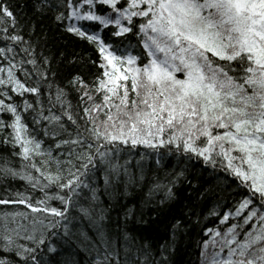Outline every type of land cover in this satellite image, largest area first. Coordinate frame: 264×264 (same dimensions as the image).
I'll use <instances>...</instances> for the list:
<instances>
[{
	"label": "snow or ice",
	"instance_id": "1",
	"mask_svg": "<svg viewBox=\"0 0 264 264\" xmlns=\"http://www.w3.org/2000/svg\"><path fill=\"white\" fill-rule=\"evenodd\" d=\"M28 7L32 16L0 0V144L11 149L0 154V179L42 195L0 198L27 209L0 212V264H52L49 255L79 264L77 250L92 255L90 264H172L180 220L159 260L148 243L110 226L121 187L126 195L145 179L139 162V176L129 160L120 163L122 146L168 149L228 173L245 195L219 223L235 222L207 229L201 264H264V0H31ZM48 16L94 46L101 70L94 79L59 80L42 47L40 21ZM82 22L110 29L108 40ZM133 40L138 55L127 50ZM157 190L175 199L160 182L149 195ZM123 215L131 219L135 207Z\"/></svg>",
	"mask_w": 264,
	"mask_h": 264
},
{
	"label": "trees",
	"instance_id": "2",
	"mask_svg": "<svg viewBox=\"0 0 264 264\" xmlns=\"http://www.w3.org/2000/svg\"><path fill=\"white\" fill-rule=\"evenodd\" d=\"M15 3L19 8L25 9L28 16H32V10L28 7L31 0H15ZM97 11L100 9L98 8ZM82 23L88 26L90 32H99L106 41L108 40L110 29H102V26L93 22ZM40 24L46 36V42L42 44L44 54L53 57L52 66L58 73L60 81L66 83V77L70 78L77 74L83 75L85 80L90 81L100 74L101 70L98 69L97 64L92 63V61L99 62V56L94 46L66 33L62 26H57L51 16L45 17L40 21ZM26 31L27 29H25ZM132 45L127 50L133 55L140 54L141 48L136 46L135 40L132 41ZM0 46H3L2 43ZM125 47L126 45H121V52ZM78 95L75 90H70L69 99L73 104L78 102ZM17 102H19V98H17ZM28 123L29 128H33L30 119ZM42 138V135L37 136V139ZM47 144L48 141H45V146ZM122 148L123 151L119 154L120 163L129 160L131 171L139 176L140 168L137 166V162H139V165L144 169L145 179L129 187L126 195L123 194L121 187L118 207L110 213V226L124 229L141 243H148L155 258L159 260V246L165 241H171L172 225L176 220H180L183 231L178 234L175 250L171 252L170 260L172 264H201L202 244L210 239V236L206 235L207 229L219 228L223 232L228 225L235 222L230 219L227 225L219 223L224 214L235 210L245 195L244 190L237 188V182L228 173L219 167L212 168L202 159L196 157L189 159L182 154L163 148L158 150L147 149L144 146H138L135 149L127 146H122ZM10 152V148L0 144V154H10ZM181 171L184 173L183 176H179ZM96 177V183L102 189L103 174L97 173ZM171 181H175V184H171ZM156 182L172 187L175 199L167 200L164 190H157L149 195V189ZM54 191V188L50 190V192ZM17 192L30 194L33 199L40 198L42 195L39 191L29 188L24 181L11 178L0 179V198L15 199ZM161 200L165 202L160 204ZM105 201L107 202L106 197ZM52 204L60 207L58 201H53ZM126 207H135L136 209V215L127 221L124 220L123 215ZM17 210L27 211L23 205H0V212ZM214 211L215 214H213ZM69 215L70 218L78 217V213L75 211H70ZM77 222L78 220H72L71 224ZM58 240V238H53L52 242L59 249L63 245L60 241L57 243ZM72 247L75 248V245ZM64 251L67 252L66 247ZM51 256L49 255L48 258L52 260V264H58L62 258L60 255ZM76 259L79 264H90L92 255L77 250Z\"/></svg>",
	"mask_w": 264,
	"mask_h": 264
},
{
	"label": "bare ground",
	"instance_id": "3",
	"mask_svg": "<svg viewBox=\"0 0 264 264\" xmlns=\"http://www.w3.org/2000/svg\"><path fill=\"white\" fill-rule=\"evenodd\" d=\"M59 241H60V240H58L57 243H59ZM60 242H61V241H60ZM61 244H62V243H61ZM42 255H43V253H42ZM51 257H52V256H51Z\"/></svg>",
	"mask_w": 264,
	"mask_h": 264
}]
</instances>
